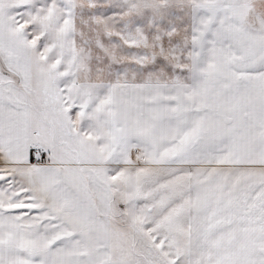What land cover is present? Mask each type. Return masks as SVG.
Masks as SVG:
<instances>
[{"label": "snow or ice", "instance_id": "6c2138e0", "mask_svg": "<svg viewBox=\"0 0 264 264\" xmlns=\"http://www.w3.org/2000/svg\"><path fill=\"white\" fill-rule=\"evenodd\" d=\"M0 264H264V0H0Z\"/></svg>", "mask_w": 264, "mask_h": 264}]
</instances>
